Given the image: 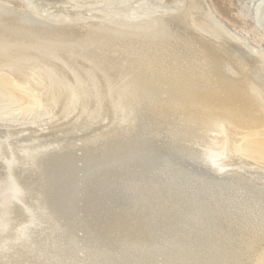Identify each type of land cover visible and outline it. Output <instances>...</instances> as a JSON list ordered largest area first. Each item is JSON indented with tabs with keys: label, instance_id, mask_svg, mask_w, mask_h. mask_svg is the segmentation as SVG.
<instances>
[{
	"label": "bare ground",
	"instance_id": "bare-ground-1",
	"mask_svg": "<svg viewBox=\"0 0 264 264\" xmlns=\"http://www.w3.org/2000/svg\"><path fill=\"white\" fill-rule=\"evenodd\" d=\"M179 1L0 0V264H264V49Z\"/></svg>",
	"mask_w": 264,
	"mask_h": 264
},
{
	"label": "rangeland",
	"instance_id": "rangeland-1",
	"mask_svg": "<svg viewBox=\"0 0 264 264\" xmlns=\"http://www.w3.org/2000/svg\"><path fill=\"white\" fill-rule=\"evenodd\" d=\"M150 1H161L160 3L164 4L162 6L166 8H181L183 4L179 0ZM206 2L227 28L236 31L241 36H247L250 43L264 49V31L256 20L257 9L263 0H206Z\"/></svg>",
	"mask_w": 264,
	"mask_h": 264
}]
</instances>
